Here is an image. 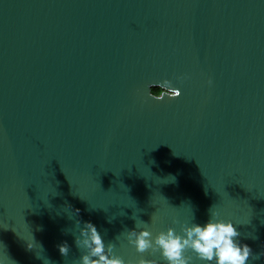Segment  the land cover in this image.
I'll return each instance as SVG.
<instances>
[{"label": "water", "instance_id": "95a60500", "mask_svg": "<svg viewBox=\"0 0 264 264\" xmlns=\"http://www.w3.org/2000/svg\"><path fill=\"white\" fill-rule=\"evenodd\" d=\"M212 207L264 251V0H0V264H72L77 220L167 264L127 231Z\"/></svg>", "mask_w": 264, "mask_h": 264}, {"label": "clouds", "instance_id": "9594fccd", "mask_svg": "<svg viewBox=\"0 0 264 264\" xmlns=\"http://www.w3.org/2000/svg\"><path fill=\"white\" fill-rule=\"evenodd\" d=\"M184 78L186 77H177V79ZM171 85L172 81L167 78L150 84L149 94L156 100H163L165 96L170 98L180 96V89ZM76 213H79V209ZM112 219H109V222ZM141 223L147 224L142 220ZM173 223L179 221L174 219ZM76 224L80 227L79 234L74 235V242L80 256L74 259L72 264H158L156 260L145 259L142 256L137 261H125L114 252V243H105L103 236L91 221L81 223L77 220ZM137 227L136 222L135 228L127 231L128 244L134 246L136 252L140 254L149 250L152 253L159 252L167 264H191L193 258L187 255L189 251L195 253L196 257L205 264H248L250 258L256 260L264 256V251L254 255L248 244L241 243L239 239L241 234L233 222L221 219L220 213L213 207L203 224L193 219L191 223L181 224L179 232L173 227H168L166 231L161 230L153 236L147 227L140 228L139 231ZM57 247L62 256H68L70 249L66 241Z\"/></svg>", "mask_w": 264, "mask_h": 264}]
</instances>
